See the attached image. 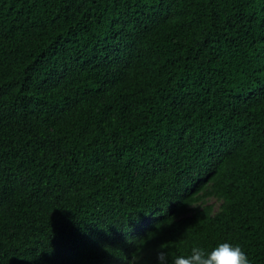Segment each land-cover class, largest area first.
Segmentation results:
<instances>
[{
	"label": "trees",
	"instance_id": "16d2710c",
	"mask_svg": "<svg viewBox=\"0 0 264 264\" xmlns=\"http://www.w3.org/2000/svg\"><path fill=\"white\" fill-rule=\"evenodd\" d=\"M264 264V0H0V264Z\"/></svg>",
	"mask_w": 264,
	"mask_h": 264
},
{
	"label": "clouds",
	"instance_id": "9594fccd",
	"mask_svg": "<svg viewBox=\"0 0 264 264\" xmlns=\"http://www.w3.org/2000/svg\"><path fill=\"white\" fill-rule=\"evenodd\" d=\"M169 256L165 245L162 244L156 251L157 264H169ZM171 264H250V261L240 245L225 242L210 252L193 246L190 254L172 257Z\"/></svg>",
	"mask_w": 264,
	"mask_h": 264
}]
</instances>
